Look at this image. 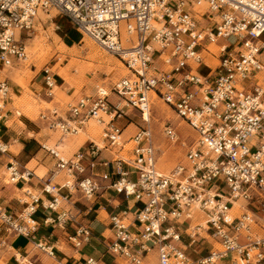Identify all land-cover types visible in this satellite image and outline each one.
<instances>
[{
    "label": "built area",
    "instance_id": "2783aa9c",
    "mask_svg": "<svg viewBox=\"0 0 264 264\" xmlns=\"http://www.w3.org/2000/svg\"><path fill=\"white\" fill-rule=\"evenodd\" d=\"M50 11L117 57L130 76L68 104L65 118L56 108L41 115L65 138L92 120L105 124L103 135L68 159L48 149L57 159L43 188L49 198L27 191L26 207L16 215L0 205V245L24 237L53 256L47 243H35L37 211L58 212L75 192L92 200L112 189L141 204L133 218L129 210L110 216L106 253L124 264H145L152 253L157 264H264V0H0V66L27 61L24 35L30 37L39 13ZM207 56L218 64H208ZM53 69L48 64L39 75L47 98L58 86ZM11 95L9 83L0 81V120ZM154 97L196 134L185 162L169 173L157 167L150 127H139L126 141L114 123L131 118L124 110L132 108L149 124ZM165 135L179 141L172 127ZM6 150L0 140V153ZM104 150L118 153L100 160ZM6 171L7 185L34 176L14 159ZM59 174L68 178L62 186L52 183ZM44 223L74 228L67 238L77 250L92 239L70 211ZM200 239L207 254L192 260L187 250Z\"/></svg>",
    "mask_w": 264,
    "mask_h": 264
},
{
    "label": "crops",
    "instance_id": "0c3cea01",
    "mask_svg": "<svg viewBox=\"0 0 264 264\" xmlns=\"http://www.w3.org/2000/svg\"><path fill=\"white\" fill-rule=\"evenodd\" d=\"M60 31V35L64 38V44L68 48H73L75 46L81 45L83 43V38L81 33L76 30L73 25L66 19L62 18L60 20V26L57 25ZM77 32L80 35L78 42H70L69 36L71 32ZM27 35H24L26 38ZM10 79L12 83L7 81L10 85L12 95L11 99L8 100L4 110L1 112L2 119L0 120V140L6 146V153H0V205L1 207L10 214H18L24 210L26 205L23 203L24 200H27V191L34 196H39L42 200L46 201L49 198L43 192V188L46 184L48 178L39 177L36 172L28 168V165L39 156H42L40 160L41 166L46 169H49V177L56 170L57 159H55L49 152L48 149H52L49 145L54 146L57 144L54 142V138L48 133L47 121L39 117L40 122L36 123L27 118L21 119L17 114L15 108V101L12 96L20 97L23 94V91L18 90L17 84H15V76L13 73H5L0 70V80ZM37 81V82H36ZM32 84V93L38 92L45 97L44 83L42 80H36ZM63 85H58L57 88H62ZM40 92H39V91ZM64 92V90H63ZM76 90L67 91L66 95L71 102L63 104L62 110L55 105V108H58L61 116L65 118L67 110V105L76 102L82 97L74 96ZM47 98V97H46ZM48 103L53 104L55 101L54 98H49ZM132 118H124L123 116L117 117L114 123L121 128H123V138L128 140L134 133L132 126L134 123H131ZM93 121V120H92ZM91 122V121H90ZM88 122L81 133L83 136L78 134L75 140L72 139L70 142L71 151H67L68 154H72L73 157L79 152H86L90 141H95L89 133ZM101 127H105V124H100ZM87 138V139H86ZM86 139V140H85ZM65 140V139H64ZM80 143V144H78ZM64 145V142H61L59 145H55L57 150ZM40 147V149H36ZM31 152L35 154L34 159L21 166V171L28 168L32 170L34 176L30 179V182L21 181L18 184H5L3 181V170L7 169L8 163H6L7 158L10 160L14 157H18L23 153ZM118 151H108L104 150L100 153V160H112L114 155ZM70 157V158H71ZM104 168H100V172H104ZM61 178L62 184L68 180L64 174H59L55 176L53 181ZM134 178V177H133ZM52 181V183H53ZM61 194H67L66 189L61 190ZM135 206V207H134ZM141 207V204H135L133 200H126L124 196L118 194L114 190L104 189L98 195H96L92 200H87L82 197L79 192H75L70 199V204L63 202L61 208L58 212H53L49 210H44L40 208L35 218L39 223V230L36 235V242H45L47 246L52 248L54 255L50 256L46 252L38 249L36 245L32 242H29L24 237H15L11 238L9 245H0V263L2 264H83L88 258H95L98 261V264H124L125 262L115 257L109 253H106V246L112 242L113 233L110 226V216L114 213L127 211L129 210V217L133 218L135 212ZM61 211H70L72 215L77 216L79 222L84 224L92 233V239L90 243L85 244L79 250L75 249L74 245L68 241V235L74 233V228L71 226L63 227L58 224H45V220L57 218L58 213ZM199 215V213H196ZM186 228V226H184ZM187 254L192 260H199L204 255L207 254V251L203 250V240H199L198 244L193 245L187 250ZM145 264H157V257L155 253H152L145 261Z\"/></svg>",
    "mask_w": 264,
    "mask_h": 264
},
{
    "label": "rangeland",
    "instance_id": "374dc122",
    "mask_svg": "<svg viewBox=\"0 0 264 264\" xmlns=\"http://www.w3.org/2000/svg\"><path fill=\"white\" fill-rule=\"evenodd\" d=\"M60 20H62V17L56 11L39 13L35 20L34 31L30 34V37L23 38L27 46V61L16 64L13 68L0 66L1 71L14 74V81L18 86V90L23 91L20 97L12 96L16 111L19 113L17 115L21 116L19 117L21 119L27 118L39 123V117L48 113L49 110H53L55 105L61 108L59 110H62L64 108L63 104L71 102V99L66 95L67 91L76 90L74 95L76 97L94 96L99 88L110 89L113 83L130 76V72L117 57L105 51L88 36H82L83 43L81 45L68 48L64 44L63 36L60 35V31L57 29V25L60 26ZM79 39L80 35L77 32H71L70 42H78ZM211 50L217 52L219 49L212 47ZM207 63L213 67L218 64L210 56H207ZM48 64L54 66L53 71L58 79V85H63L62 88L55 89L53 104L47 102L50 100L49 98L40 97L38 92L33 94L31 91L32 84L36 80H42V76L39 75L43 67ZM0 81H3V79ZM6 81L12 83L10 79H6ZM111 100L121 101L112 94ZM122 103L126 105L125 102ZM150 107L149 124L143 123L140 114L132 108H125L124 111L132 118L131 123H134L132 128L136 132L139 127H150L156 150L157 167L161 172L169 173L185 162L189 147L196 140V134L167 104L158 98L154 97ZM89 126L90 136L98 141L103 135V127L95 120L91 121ZM166 127H172L176 131L179 139L177 143L166 138ZM48 133L57 143L54 146L49 145L50 148L56 149L55 145L64 142V145L57 149L60 157L68 159L75 153V151L72 154L67 153V151H71L70 142L72 139H76L75 136L65 138L60 132L48 130ZM79 136H83V133ZM36 149L38 150L40 147ZM127 149H131V145L127 146ZM34 157L35 154L26 152L14 157V161L23 166L31 162ZM41 159L42 156H39L33 160L28 168L34 170L39 177L49 178V169L41 166ZM10 161L7 158L6 163ZM2 173H7L6 168ZM53 184H62L61 178L53 181Z\"/></svg>",
    "mask_w": 264,
    "mask_h": 264
},
{
    "label": "bare ground",
    "instance_id": "6f19581e",
    "mask_svg": "<svg viewBox=\"0 0 264 264\" xmlns=\"http://www.w3.org/2000/svg\"><path fill=\"white\" fill-rule=\"evenodd\" d=\"M147 118H148V120H149V116L147 115Z\"/></svg>",
    "mask_w": 264,
    "mask_h": 264
}]
</instances>
